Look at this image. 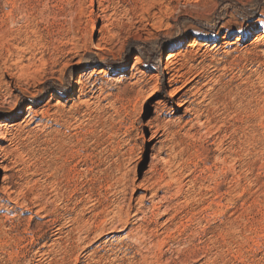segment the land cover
Segmentation results:
<instances>
[{
  "label": "rangeland",
  "instance_id": "1",
  "mask_svg": "<svg viewBox=\"0 0 264 264\" xmlns=\"http://www.w3.org/2000/svg\"><path fill=\"white\" fill-rule=\"evenodd\" d=\"M8 1L0 264H264V0Z\"/></svg>",
  "mask_w": 264,
  "mask_h": 264
},
{
  "label": "bare ground",
  "instance_id": "2",
  "mask_svg": "<svg viewBox=\"0 0 264 264\" xmlns=\"http://www.w3.org/2000/svg\"><path fill=\"white\" fill-rule=\"evenodd\" d=\"M74 1V0H73ZM5 3V2H4ZM8 6H9V8H10V10L9 11H4L7 15L8 14H11V12L15 9V7H17L16 5V3H14V1L13 0H9L8 1ZM6 6V5H5ZM34 7H36V6H34ZM33 7V4H31V3H29V1H25L24 2V4L21 6V9L22 10H24V12L26 13V14H28L29 16H32V14H34L33 12H35L36 10V8H34ZM38 7V6H37ZM3 9H5V8H3ZM35 10V11H34ZM103 11V10H102ZM104 13V12H103ZM1 15V14H0ZM34 18V17H33ZM32 19V18H31ZM108 20V19H107ZM9 21V20H8ZM4 20L2 19V21H1V23H0V50H2V49H4V48H6L9 52L8 53H11V58L14 56V53L11 51V49H12V47H13V43H12V40H11V37H12V34H11V32L10 31H8V29L7 30H5V24H4ZM5 23H7V22H5ZM7 25V24H6ZM13 42H15V41H13ZM194 44H193V46L194 47H196V46H199V45H202L203 47L206 45V44H201V43H199V41L197 42V41H195L194 40V42H193ZM16 48V47H15ZM207 48V47H206ZM18 49V48H17ZM194 49V48H193ZM13 50V49H12ZM3 51V50H2ZM5 51V50H4ZM3 51V52H4ZM21 52H22V50H20ZM7 52V51H6ZM16 53V52H15ZM5 55V54H4ZM22 55V54H21ZM3 56V55H2ZM7 58V57H6ZM5 58V59H6ZM4 59V58H3ZM9 59V58H8ZM2 60V59H1ZM169 68H167V70H168ZM105 72L106 71H104V70H101L100 69V74H105ZM131 74H135V73H137L138 72V67L137 66H132V68H131ZM174 75V74H173ZM178 79L174 82V84H182V76L180 75V76H176ZM183 78H184V76H183ZM117 79V81H119V82H123V81H125V79L124 78H122V77H118V78H116ZM186 80V79H185ZM173 83V82H172ZM185 85V84H184ZM184 85H181V87H177V88H175L174 89V91H175V93H176V95H178L179 93H180V91H182L183 89V86ZM85 86V85H84ZM83 86V87H84ZM10 110H13L14 111V108L12 109H10ZM29 115V114H28ZM10 116V115H9ZM31 116V115H30ZM37 115H35V116H32L31 118H30V120L27 122V125L25 126V127H28L29 125H31L32 123H34V118L36 117ZM45 118V117H44ZM4 122V121H3ZM25 123V122H24ZM26 124V123H25ZM13 126L11 127L12 129H14V130H17V129H19V128H22V126H23V124H22V122H15V123H13L12 124ZM2 127H4V124H2V123H0V159L2 160L1 161V165H0V169L1 170H4V172H5V175H6V172H8L9 171V167H8V164H7V162H8V157L10 156L9 155V153L7 152V150H6V148H4L3 146H1L2 144H4L5 142H7L10 138H9V136H10V133H11V131H10V129H9V131L7 130V131H4L3 129H2ZM10 127V126H9ZM151 128V127H150ZM160 129H161V126L159 127ZM5 129V128H4ZM11 129V130H12ZM153 129V128H152ZM167 129V128H166ZM165 129V130H166ZM171 129V128H170ZM164 130V129H163ZM18 131V130H17ZM154 131H156V130H154ZM154 136V137H153ZM153 139L152 140H154V139H157V137H158V135H157V133L155 132L154 134H153ZM140 148V147H139ZM15 155V154H14ZM14 157V156H13ZM64 170V169H63ZM62 170V171H63ZM65 170H66V168H65ZM71 171V170H70ZM6 177V176H5ZM8 177V176H7ZM73 178V177H72ZM9 189V188H8ZM147 190V189H146ZM7 191V190H6ZM10 193V192H9ZM12 193V192H11ZM153 195V194H152ZM11 196V195H10ZM156 196V195H155ZM142 200V199H141ZM41 201V200H40ZM170 201V200H169ZM17 202H18V200H17ZM40 205V204H39ZM142 206V205H141ZM140 206V207H141ZM45 208V207H44ZM160 209V208H159ZM37 213H38V211H37ZM120 215H122V214H120ZM126 215V214H125ZM135 215V214H134ZM140 219V218H139ZM119 223V222H118ZM74 224V223H73ZM106 224V223H105ZM108 224V223H107ZM127 224V223H126ZM91 226V225H90ZM78 227V226H77ZM113 227V226H112ZM117 227V226H116ZM120 227V226H119ZM86 228V227H85ZM101 228V227H100ZM103 228V227H102ZM101 228V229H102ZM85 232V231H84ZM104 232V231H103ZM82 234V233H81ZM2 236V235H1ZM96 236V235H95ZM98 236H100V235H98ZM97 236V237H98ZM102 236V235H101ZM8 237V236H7ZM6 238V237H5ZM9 238V237H8ZM13 238V237H12ZM38 239H40V238H38ZM95 240V239H94Z\"/></svg>",
  "mask_w": 264,
  "mask_h": 264
},
{
  "label": "trees",
  "instance_id": "3",
  "mask_svg": "<svg viewBox=\"0 0 264 264\" xmlns=\"http://www.w3.org/2000/svg\"><path fill=\"white\" fill-rule=\"evenodd\" d=\"M131 58H133V56H132ZM129 66H130V65L128 64L127 67H129Z\"/></svg>",
  "mask_w": 264,
  "mask_h": 264
}]
</instances>
